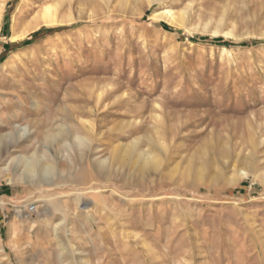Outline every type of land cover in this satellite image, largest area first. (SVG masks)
<instances>
[{"label": "rangeland", "instance_id": "1", "mask_svg": "<svg viewBox=\"0 0 264 264\" xmlns=\"http://www.w3.org/2000/svg\"><path fill=\"white\" fill-rule=\"evenodd\" d=\"M57 1L0 0V135L48 150L41 180L85 176L0 175V264H264V0H63L73 22L11 40ZM89 121L72 165L60 125Z\"/></svg>", "mask_w": 264, "mask_h": 264}, {"label": "bare ground", "instance_id": "2", "mask_svg": "<svg viewBox=\"0 0 264 264\" xmlns=\"http://www.w3.org/2000/svg\"><path fill=\"white\" fill-rule=\"evenodd\" d=\"M61 1H63V0H58L57 3L55 2V4H52V3L51 4H47L43 8L41 13L39 15L37 14L38 16L35 17V22L32 25H30L25 31L23 30L22 33L15 32L11 36V40L12 41H17L20 38H24L26 35L29 34V32L31 30H37V29H39L41 27V25L65 24V23L73 22L74 18L71 16V14L70 15H65L64 17H60L59 16V14H58V5H59V3L60 4L63 3ZM133 1L140 2L139 6H140V10L142 11V10L150 9L155 3H157L160 0H133ZM69 2H70V0H69ZM70 4H71V2H70ZM0 9H1V6H0ZM185 13L186 12L184 11L182 13H177L176 14L172 10H169V9H160V10L153 11V14H152L151 17L153 19H159V20L166 18V19H168L170 24L177 25V24L183 22V19L185 18ZM77 17H76V19H77ZM80 18H81V16H80ZM0 22H1V20H0ZM31 22H33V21H31ZM0 28H1V26H0ZM0 86H1V82H0ZM102 95H103V91L101 93H99L98 96H97V105H98ZM2 104H3L2 111H5V110L9 109V105H7L6 103H2ZM97 105L94 106V108L91 111L94 114H98L99 107H97ZM83 125H84V127L87 128V131H88V133H90V135L83 134L77 128L70 127L68 129V128L64 127L66 125H64V124L60 125L61 129L64 128V130L66 131V135H65L66 145H67V147L65 146L66 150H67L66 151L67 152L66 156L68 157V160H69L68 163H70L72 165H74V162H75L74 159H73L74 157L72 158L71 156H68L69 155L68 153L69 152L71 153V151H74V152H76L77 158H79V159L83 158L84 159L85 158L84 154H85L86 149H89L90 145H92V144H90L91 139H92L91 135L93 134V132H94L93 130H94L95 127H93V124L90 121L89 122H83ZM25 130H26V127L25 128L17 127V129H10L6 134L0 135V162L1 161L4 162V164L0 165V175L5 176L6 179L8 180L9 184H14V185L21 184V181H22L23 184H33V186L39 188V187H41L43 185H58V184H62L64 181L66 183L69 182L71 184L72 183H82L81 181L84 179L85 169L86 168H85V166H82L80 164H77L75 166L77 168L76 169L77 171L75 173L73 172L74 174L72 172H70L72 174L70 176H68L65 180L61 181V182L44 181L46 178L44 180H41L40 179L41 175L39 176L41 169L44 168V167H48L47 166L48 165L47 164L48 160L46 161V157H48V155H47L48 154V150L47 149H45L41 154H39L38 150H34V152H32V154L30 156L19 155V156H11V157L9 156L8 158H5L9 154L11 148L15 147L17 144H19L23 140V138L25 137V134H24L26 132ZM50 140H51V138H50ZM60 145H62V144H60ZM114 150H116V149L114 148ZM132 150H133V148L131 146H128V148L126 149V151L129 154L132 152ZM95 151H96V149H95ZM93 153H94V151H93ZM112 156H113V154H112ZM148 157L152 158V156H148ZM114 160H116V159H114ZM93 161L95 162V164H97V165L100 164V165H102L104 167H106L107 163H108V159L107 158L100 159L99 156H97V157L95 156L93 158ZM156 161H157V159H156ZM156 161H155V163H156ZM149 164H151V163H149ZM157 164H160V163L157 162ZM158 166H160V165H158ZM121 168H122V166H121ZM42 174H43V172H42ZM88 174L89 173H87V176H88ZM91 175H92V173H91ZM91 183H93V182H91ZM90 188L95 190L96 187L91 186ZM75 195H76L77 198H80L83 195V193L78 192ZM26 206H28L27 202H26V204H24V207H26ZM20 208H23V206H20ZM18 211H19L18 215H22V213L20 212V209ZM86 264H89V263H86Z\"/></svg>", "mask_w": 264, "mask_h": 264}, {"label": "trees", "instance_id": "3", "mask_svg": "<svg viewBox=\"0 0 264 264\" xmlns=\"http://www.w3.org/2000/svg\"><path fill=\"white\" fill-rule=\"evenodd\" d=\"M67 28V27H66ZM69 28V27H68ZM58 29H61V28H46V27H43L39 32H37L36 34H34V36H39L41 35L42 33H46V34H49L51 32H54V31H57ZM63 29V28H62ZM10 46V45H9ZM8 46V47H9ZM4 58V55L1 56L0 55V61Z\"/></svg>", "mask_w": 264, "mask_h": 264}, {"label": "built area", "instance_id": "4", "mask_svg": "<svg viewBox=\"0 0 264 264\" xmlns=\"http://www.w3.org/2000/svg\"><path fill=\"white\" fill-rule=\"evenodd\" d=\"M36 210L35 205H31L29 207V211L34 212Z\"/></svg>", "mask_w": 264, "mask_h": 264}, {"label": "crops", "instance_id": "5", "mask_svg": "<svg viewBox=\"0 0 264 264\" xmlns=\"http://www.w3.org/2000/svg\"><path fill=\"white\" fill-rule=\"evenodd\" d=\"M1 220V219H0Z\"/></svg>", "mask_w": 264, "mask_h": 264}]
</instances>
